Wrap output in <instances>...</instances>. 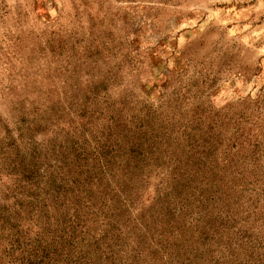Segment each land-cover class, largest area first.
<instances>
[{
  "label": "rangeland",
  "instance_id": "1",
  "mask_svg": "<svg viewBox=\"0 0 264 264\" xmlns=\"http://www.w3.org/2000/svg\"><path fill=\"white\" fill-rule=\"evenodd\" d=\"M0 264H264V0H0Z\"/></svg>",
  "mask_w": 264,
  "mask_h": 264
}]
</instances>
